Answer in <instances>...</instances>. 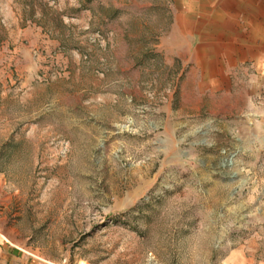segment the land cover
Segmentation results:
<instances>
[{"label":"rangeland","instance_id":"1","mask_svg":"<svg viewBox=\"0 0 264 264\" xmlns=\"http://www.w3.org/2000/svg\"><path fill=\"white\" fill-rule=\"evenodd\" d=\"M172 2L0 0V264H264V67Z\"/></svg>","mask_w":264,"mask_h":264},{"label":"crops","instance_id":"2","mask_svg":"<svg viewBox=\"0 0 264 264\" xmlns=\"http://www.w3.org/2000/svg\"><path fill=\"white\" fill-rule=\"evenodd\" d=\"M170 8L175 33L198 43L206 65L254 61L264 67V0H173ZM6 250L0 235V258Z\"/></svg>","mask_w":264,"mask_h":264}]
</instances>
